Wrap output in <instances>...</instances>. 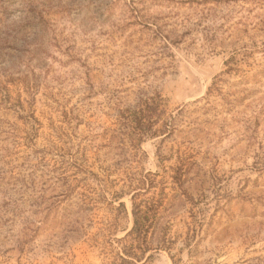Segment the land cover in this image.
Wrapping results in <instances>:
<instances>
[{
  "label": "rangeland",
  "instance_id": "rangeland-1",
  "mask_svg": "<svg viewBox=\"0 0 264 264\" xmlns=\"http://www.w3.org/2000/svg\"><path fill=\"white\" fill-rule=\"evenodd\" d=\"M154 94L174 131L118 134V111ZM0 129L11 165L39 150L48 176L68 177L62 204L96 201L70 224L0 227V264H108L136 191L162 200L151 247L175 240V261L145 264H187L191 248L200 264H264V0H0ZM81 169L127 214L84 191Z\"/></svg>",
  "mask_w": 264,
  "mask_h": 264
},
{
  "label": "trees",
  "instance_id": "trees-1",
  "mask_svg": "<svg viewBox=\"0 0 264 264\" xmlns=\"http://www.w3.org/2000/svg\"><path fill=\"white\" fill-rule=\"evenodd\" d=\"M1 102L5 109H11L14 106V104H10L6 94L2 96ZM30 117L34 122L31 130H35L38 122L32 115ZM118 121L121 127L115 131L120 134L122 126L128 127L130 129L128 135L132 134L133 140L137 141L158 134L167 135L175 129V116L166 113L164 100L159 94L139 97L134 104V108L129 106L118 111ZM8 132V130L0 129V134L7 135ZM33 134L30 133L25 139H32ZM112 137L117 136L112 134ZM118 143L121 145L118 147L121 150L126 145L124 140L118 141ZM34 153H39L41 157H35L34 161L33 159L23 158V161L18 165H11L10 161L6 159L8 151L0 147V227L7 230L12 229L15 223H19L22 229L25 230L30 229L37 222L41 227L42 225L44 227L47 222L52 221L54 223L56 220L60 223L67 222V224H70V222H74L72 218L74 213L87 212L91 210L90 205L96 202L82 192L77 201L62 204L71 194L70 191L73 190L72 187L70 188L67 185L68 177L66 175L48 176L43 160L45 153L39 150ZM161 159L162 157H160ZM81 172L86 174L85 177L81 178L85 186L84 191L94 193L97 196L101 195L105 201L107 200L106 195L109 194L113 199L112 201L118 202L116 209L120 207L123 213L127 214L124 203L119 201L122 192L118 193L103 188L98 191V189L90 187L92 182L99 181L98 177L88 169H81ZM184 173L185 171L179 168L176 170V175L173 176L180 187H182ZM143 177L139 182L143 186L141 189L146 191L147 189L144 186L148 184V187H150L154 181L150 178L147 179L146 175H143ZM91 178L92 181L90 182ZM57 182H61L59 187L62 188L66 185V188L56 190L55 184ZM182 193L185 192L182 191ZM140 195H142V192L137 191L131 195V228L127 231L125 228L122 230L126 231L123 237L109 238L110 252H113V259L108 264H145L152 257V253L148 254V252L159 250L167 251L171 260L175 261V255L172 252L175 240L168 236L167 231L158 238L155 247H151L154 243L153 237L157 225V214L162 206V200H154L152 197L138 199ZM74 206L77 208L76 211H74ZM110 228H112L110 224L106 226V230L110 231ZM67 232H70V230ZM190 239L188 235L186 237L187 241L184 242L185 246L191 244ZM64 240H68L65 235ZM114 244L116 245L114 246ZM195 254L196 250L194 248L189 249L187 264H200L193 259Z\"/></svg>",
  "mask_w": 264,
  "mask_h": 264
}]
</instances>
